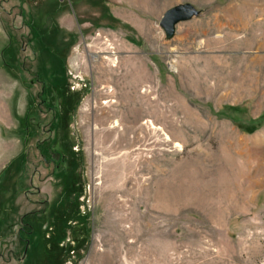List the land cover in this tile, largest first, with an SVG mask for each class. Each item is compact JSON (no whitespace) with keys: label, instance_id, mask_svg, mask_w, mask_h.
I'll use <instances>...</instances> for the list:
<instances>
[{"label":"rangeland","instance_id":"rangeland-1","mask_svg":"<svg viewBox=\"0 0 264 264\" xmlns=\"http://www.w3.org/2000/svg\"><path fill=\"white\" fill-rule=\"evenodd\" d=\"M17 4L0 264H264V0Z\"/></svg>","mask_w":264,"mask_h":264},{"label":"water","instance_id":"water-1","mask_svg":"<svg viewBox=\"0 0 264 264\" xmlns=\"http://www.w3.org/2000/svg\"><path fill=\"white\" fill-rule=\"evenodd\" d=\"M198 14V10L189 3L177 4L166 9L159 19L158 25L167 38L175 32L179 22L187 21Z\"/></svg>","mask_w":264,"mask_h":264},{"label":"crops","instance_id":"crops-1","mask_svg":"<svg viewBox=\"0 0 264 264\" xmlns=\"http://www.w3.org/2000/svg\"><path fill=\"white\" fill-rule=\"evenodd\" d=\"M6 2L10 6L9 8H12L14 6H17L18 5L17 3L20 2V0H6ZM8 16H9V13L8 12L5 13L3 7L0 6V64L3 65V66L5 64V62H3V53L5 51V48L8 47V45H7L6 47L2 48V46L5 44V42H4V35L5 36L7 35L8 36V39H9V34L7 32L5 33V28H4L5 27V23L3 22V18L4 17H8ZM9 41H10V39H9ZM2 78L3 77L0 76V83H2V81H3ZM4 143H5L4 138L0 134V147H1V150H0V169L2 171L4 170V162H5L4 155H3L4 152H3V148H2V146L4 145ZM8 166H7V168H8ZM2 171H1V173H2ZM2 203H3V201L0 202V221H5V218H6V221H7V219H8L7 218V214H8L9 211H8V209H6V214L4 215L5 209L2 208ZM12 214H13V212H12ZM11 220H12V217H11Z\"/></svg>","mask_w":264,"mask_h":264},{"label":"bare ground","instance_id":"bare-ground-1","mask_svg":"<svg viewBox=\"0 0 264 264\" xmlns=\"http://www.w3.org/2000/svg\"><path fill=\"white\" fill-rule=\"evenodd\" d=\"M257 35H258V34H257ZM257 45L260 46V47L263 46V45H264V40L258 41V42H257ZM240 64H241V63H240ZM245 66H246V65H245ZM109 80H110V79H109ZM234 80H235V79H234ZM252 80H253V79H252ZM234 83H235V82H234ZM213 87H214V86H213ZM224 87H225V86H224ZM234 87H235V86H234ZM107 101H108V100H107ZM112 101H113V100H112ZM102 103H106V101H105V102H102ZM100 116H101V115H100ZM107 116H108V114H107ZM101 118H102L103 120L105 119V117H101ZM104 121H106V120H104ZM111 130H112V129H111ZM112 131H113V130H112ZM109 133H110V132H109ZM106 134H107V133H106ZM110 136H111V133H110ZM110 136H109V137H110ZM107 138H108V137H107ZM259 182H260V181H259Z\"/></svg>","mask_w":264,"mask_h":264}]
</instances>
